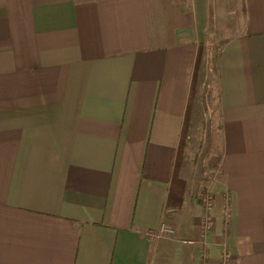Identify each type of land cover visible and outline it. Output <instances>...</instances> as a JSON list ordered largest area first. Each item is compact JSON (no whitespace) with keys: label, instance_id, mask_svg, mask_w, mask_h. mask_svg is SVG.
Instances as JSON below:
<instances>
[{"label":"crops","instance_id":"obj_1","mask_svg":"<svg viewBox=\"0 0 264 264\" xmlns=\"http://www.w3.org/2000/svg\"><path fill=\"white\" fill-rule=\"evenodd\" d=\"M231 1L0 0V264H264V0L201 93Z\"/></svg>","mask_w":264,"mask_h":264},{"label":"rangeland","instance_id":"obj_2","mask_svg":"<svg viewBox=\"0 0 264 264\" xmlns=\"http://www.w3.org/2000/svg\"><path fill=\"white\" fill-rule=\"evenodd\" d=\"M237 5H236V11L235 14L233 12V17L236 19V21H232L230 19V21H224L222 23H216L214 25V23H211V26L209 27V30L207 31L206 34V48H204V51L206 50V54L204 52V57H203V63H208V69L204 68V71L207 69L205 76L204 73L202 72V82H203V86L201 88V93L203 94V96H205L204 94L206 93L209 97H212L213 102L211 103V107L214 108L215 104H214V100H215V89L213 87L214 85V81H213V69H214V64H215V60H216V56L218 54V51L221 47L222 44V38L223 36L221 35V33H223V31L227 30L228 28L233 27V25H237L241 23V8L239 5V1L240 0H235ZM223 2V6H219L216 4H214V8L216 6L217 10L220 12L222 9L227 10L228 9H232V1L231 0H222ZM227 15V16H226ZM229 15H231L230 12L225 13L224 15L220 16L219 18L222 17H227L229 19ZM232 17V16H231ZM217 19V15L216 12H214L213 15V21H215ZM238 19V20H237ZM214 28L217 29V33H215ZM219 33V35H218ZM202 63V64H203ZM210 69V70H209ZM209 89V92H208ZM202 96V97H203ZM203 104H204V100H202ZM212 120V118H210ZM211 120H207L206 123L204 124L205 127H202L200 129V131L194 135L193 140H192V145H193V153L195 155V159L198 158V155L204 156V154L208 153L209 151L213 152L214 155L216 156V151H217V129L215 127V124L212 123ZM197 156V157H196ZM201 169V168H200ZM204 254V253H203ZM203 254L201 253V262L199 261V263L203 264L205 261V258L203 257Z\"/></svg>","mask_w":264,"mask_h":264},{"label":"built area","instance_id":"obj_3","mask_svg":"<svg viewBox=\"0 0 264 264\" xmlns=\"http://www.w3.org/2000/svg\"><path fill=\"white\" fill-rule=\"evenodd\" d=\"M160 233L161 234H171V230L162 226L161 229H160Z\"/></svg>","mask_w":264,"mask_h":264}]
</instances>
